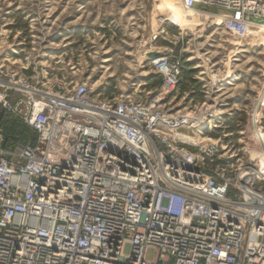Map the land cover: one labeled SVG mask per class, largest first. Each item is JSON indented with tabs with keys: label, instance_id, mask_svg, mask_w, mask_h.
Returning a JSON list of instances; mask_svg holds the SVG:
<instances>
[{
	"label": "built area",
	"instance_id": "1",
	"mask_svg": "<svg viewBox=\"0 0 264 264\" xmlns=\"http://www.w3.org/2000/svg\"><path fill=\"white\" fill-rule=\"evenodd\" d=\"M181 3L239 36L264 22V0ZM152 53L146 67L173 91L181 60ZM29 67L0 55V115L36 133L5 146L0 127V264H264V165L186 137L208 117Z\"/></svg>",
	"mask_w": 264,
	"mask_h": 264
},
{
	"label": "rangeland",
	"instance_id": "2",
	"mask_svg": "<svg viewBox=\"0 0 264 264\" xmlns=\"http://www.w3.org/2000/svg\"><path fill=\"white\" fill-rule=\"evenodd\" d=\"M170 4L169 0H0V30L11 40L22 32L32 62L43 61L32 72L25 70L26 75L49 71L52 81L58 77L67 84L88 82L105 98L132 95L145 101L162 94L166 113L204 118L217 111L211 120L217 127L211 130L205 122L184 133L203 134L199 139H211L240 152L245 160L251 157V164L264 165V44L257 36L247 39L215 25L205 14L195 13L186 26L173 25L164 20ZM179 7L186 13L182 4ZM210 10L221 8L205 9ZM261 15L254 20H264ZM162 27L165 33L153 39ZM149 48L181 60L180 83L173 91H164L162 76L146 67ZM43 53L56 56L45 59ZM1 118L3 144L24 142L19 133L29 127L6 115ZM148 257L153 259V251Z\"/></svg>",
	"mask_w": 264,
	"mask_h": 264
},
{
	"label": "bare ground",
	"instance_id": "3",
	"mask_svg": "<svg viewBox=\"0 0 264 264\" xmlns=\"http://www.w3.org/2000/svg\"><path fill=\"white\" fill-rule=\"evenodd\" d=\"M179 1V0H178ZM169 2L170 3H172V5L170 6V5H167V6H169V7H167V10L169 11V14H168V18H164V20H168V21H170V23H172L173 25H176V26H179V27H183V26H186L188 23H189V21L191 20H193V17H194V14L195 13H199V14H202V15H204L205 14V17L207 18L208 17V19L209 18H212V17H214V18H216V19H218L220 22L219 23H216L215 25H217V24H219V25H222V22H223V20H224V18H222V17H218V16H215V15H213V14H211V13H207V12H198V11H189V10H186L184 7H183V5H182V7H183V10L184 11H186V13H184V12H181L179 9H180V7L179 6H181V4L179 5V6H177L176 5V3H175V0H169ZM180 2H181V0H180ZM165 6V5H164ZM166 7V6H165ZM190 13V17L187 15V14H189ZM197 15V14H196ZM190 23H193V22H190ZM190 25V24H189ZM220 27V26H219ZM252 28H258V30L260 31V33H258V32H255ZM162 29H163V27H162ZM246 36V38L248 39V38H251V37H253V38H255L256 36H257V38L260 40V44L261 45H263L264 44V22L262 23V24H260V25H258V26H256L255 25V23L251 26V28H249V30L247 31V33L244 35V37ZM152 52H154V50H151V48H149V50H148V53H152ZM147 60H149L148 58H147ZM212 108L213 109H215L216 108V106L215 105H213L212 106ZM216 113H217V111L215 112L214 111V113L212 114V115H210L211 117H208V118H206L204 121H202L200 124H198V125H196V126H188V125H185V127L188 129H194V130H196V129H198V127L199 126H202L205 122H209V126H208V124H207V126L212 130L217 124H211V120L216 116ZM184 127V128H185ZM206 127V126H205ZM204 127V128H205ZM204 128H202L201 130H199L201 133L202 132H204L205 131V129ZM207 128V127H206ZM188 136V135H187ZM262 138V137H261ZM211 140V139H210ZM264 159V158H263ZM263 218H264V216H263Z\"/></svg>",
	"mask_w": 264,
	"mask_h": 264
},
{
	"label": "crops",
	"instance_id": "4",
	"mask_svg": "<svg viewBox=\"0 0 264 264\" xmlns=\"http://www.w3.org/2000/svg\"><path fill=\"white\" fill-rule=\"evenodd\" d=\"M61 33H63V32L61 31ZM5 36H7V35L4 34V32L2 33V31L0 30V55H2V56H13V58L16 60V62L18 64H23V65L30 64L31 68L29 70H26V72L30 73L33 71V69L39 68V65L41 63H43V61L40 60L39 62H32V60L30 59L31 56L29 55L28 51H26L27 47H25V45H27L26 44L27 40L24 36H22V32H20V31L17 32L12 40L5 37ZM61 51H58V54ZM12 52H15V54H12ZM50 55L51 54H49V53L48 54L43 53V57L45 59H46V57H49ZM55 56L51 55V57H55ZM146 61H148V60H146Z\"/></svg>",
	"mask_w": 264,
	"mask_h": 264
},
{
	"label": "trees",
	"instance_id": "5",
	"mask_svg": "<svg viewBox=\"0 0 264 264\" xmlns=\"http://www.w3.org/2000/svg\"><path fill=\"white\" fill-rule=\"evenodd\" d=\"M14 125H16L15 123H14ZM28 128V127H27ZM29 130H25V129H23L22 131H20V133H19V136H21L23 139L22 140H24L25 142L26 141H29V140H31V141H35L36 140V133L35 132H33L30 128H28ZM12 135H13V132L11 131L10 132ZM22 133V134H21ZM9 136V135H8ZM11 136V135H10ZM9 136V137H10ZM13 138V137H12Z\"/></svg>",
	"mask_w": 264,
	"mask_h": 264
},
{
	"label": "water",
	"instance_id": "6",
	"mask_svg": "<svg viewBox=\"0 0 264 264\" xmlns=\"http://www.w3.org/2000/svg\"><path fill=\"white\" fill-rule=\"evenodd\" d=\"M157 55V53H151L150 54V56H152V57H154V56H156Z\"/></svg>",
	"mask_w": 264,
	"mask_h": 264
}]
</instances>
